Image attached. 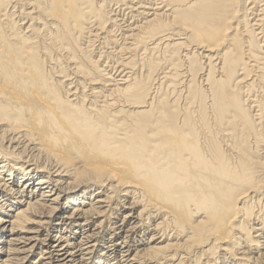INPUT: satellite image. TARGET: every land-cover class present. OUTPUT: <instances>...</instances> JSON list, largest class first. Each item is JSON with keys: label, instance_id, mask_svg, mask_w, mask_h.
Returning a JSON list of instances; mask_svg holds the SVG:
<instances>
[{"label": "bare ground", "instance_id": "obj_1", "mask_svg": "<svg viewBox=\"0 0 264 264\" xmlns=\"http://www.w3.org/2000/svg\"><path fill=\"white\" fill-rule=\"evenodd\" d=\"M262 1L0 0V264H264ZM149 41L189 46L184 103Z\"/></svg>", "mask_w": 264, "mask_h": 264}, {"label": "rangeland", "instance_id": "obj_2", "mask_svg": "<svg viewBox=\"0 0 264 264\" xmlns=\"http://www.w3.org/2000/svg\"><path fill=\"white\" fill-rule=\"evenodd\" d=\"M264 1H262V2H260L259 3V5H258V7H257V10L255 11V14L257 13H259V11H260V8L262 7L261 5H263L264 3H263ZM131 5V4H130ZM125 10H122V11H120V13L122 14V13H124V14H122L121 15V17H125V16H127V17H125V19L127 20L126 22H125V28H124V31H120V30H116L115 32H114V34H115V37L113 38V40H116V41H118V42H116V45H118L117 47L118 48H113V46H111V48H113L115 51L114 52H116V49L118 50L119 49V47L121 46V45H129L130 44V42H132V41H130V40H126L124 37H125V35H127L129 32H128V30H129V28H126V25L128 24L129 25V23L130 24H133V26H135V24L136 23H138V18H139V11H141V10H134L133 11V13H132V11H131V9H129L128 8V12H126L127 11V9L125 8V7H123ZM127 13V14H126ZM132 13V14H131ZM130 16V17H129ZM130 18H132V19H130ZM121 19V18H120ZM131 20V21H130ZM133 20V21H132ZM133 22V23H132ZM122 23V22H121ZM127 23V24H126ZM122 32H124V34H121ZM117 33V34H116ZM120 33V34H119ZM123 37H122V36ZM116 36H117V38H116ZM119 36V37H118ZM117 39H119V40H117ZM264 39V38H263ZM126 41V42H125ZM181 41H183V39H181ZM98 44V45H97ZM96 44V47L94 48V51H95V53H94V51H92V59L93 60H98L99 58H100V56L102 55L103 57H102V60L100 61V65H99V63H97L100 67L99 68H101V69H104L105 70V68L107 69L106 71L107 72H109L114 78H119L120 76L119 75H121V74H124V72L126 71L127 73L126 74H128V72H132V69H130V68H128L129 66L128 65H126V66H128V67H126V66H124L123 67V62H121V59L119 58V57H117L116 58V56H115V53H113V54H109V52H107V51H112L113 52V50L110 48V46H109V49H107V48H104V50H103V47L101 48V45L99 44V43H97ZM120 44V45H119ZM147 44V46H145ZM145 45L143 44V46L142 47H140L139 49H138V54H137V52L135 53L137 56H136V58H138V59H136L137 61H139V63H140V66H138V70H136L137 72H138V74L139 75H141V73H143V74H148V69H149V64L151 63V61H153V62H155L156 61V63L157 62H159V63H155V68L154 69H152V73H151V75H149V79L150 80H152L153 81V84H156V82L157 83H159V84H156V85H160V83L162 84V85H165V87L163 86L161 89H159L158 91H160V92H158L156 95V98L157 99H161V96L163 95V97L162 98H166V100H175V101H178L179 103H184L185 102V100H187L186 99V97H187V95H188V92H187V88H186V83H187V78L189 77V78H192V74L193 73H191V71L190 70H188L187 68H188V58H185L184 59V57H183V55L185 54V53H187L188 52V50H187V48L189 47V46H186V44H178V45H175V46H173L172 48H170V49H168L167 50V48L164 46V45H161L160 47H158L157 49H155V50H152V49H150L151 47H152V45H150L151 44V42L149 41V42H147ZM111 45V44H110ZM112 45H115V44H113L112 43ZM148 45H150V46H148ZM130 46V45H129ZM185 46V47H184ZM100 47V48H99ZM101 50H103V51H101ZM140 50V51H139ZM144 50V51H143ZM148 52H147V51ZM152 50V52H150ZM170 50V51H169ZM172 51V52H171ZM104 53V55H103V53ZM148 53V55H146L147 53ZM102 53V54H101ZM128 54V55H127ZM140 54V55H139ZM143 54V55H142ZM150 54V55H149ZM172 54H175V55H172ZM94 55V56H93ZM108 55H110L111 57H110V59L107 57ZM130 54L129 53H126V56H124L123 58L125 59L127 56H129ZM146 55V56H145ZM181 55H182V57H181ZM198 55H200V54H198ZM197 54H196V56L199 58L200 57V59L202 60V62H203V59H202V56H198ZM104 56H105V58H104ZM113 56H115V57H113ZM130 56H132V55H130ZM142 56V57H141ZM144 56V57H143ZM174 58H173V57ZM113 57V58H112ZM154 57V58H153ZM158 58V59H156V58ZM113 60H112V59ZM115 58V59H114ZM143 58V59H142ZM116 59L118 60V61H116ZM153 59H155V60H153ZM174 61L175 60V62H177L178 61V59H183L182 60V63L180 62L181 60H179V63H178V65L177 66H171V63H172V61ZM106 62H105V61ZM120 60V61H119ZM142 60V61H141ZM108 61V62H107ZM169 61V62H168ZM112 62V63H111ZM120 62V63H119ZM107 63V64H106ZM164 63H165V65H164ZM170 63V64H169ZM66 64V63H65ZM109 64H111V65H109ZM107 65V66H106ZM114 65V66H113ZM116 65V66H115ZM121 65V66H120ZM204 65V64H203ZM68 67V65H65V67ZM142 66V67H141ZM66 67V68H67ZM105 67V68H104ZM110 67H112V68H110ZM122 67V68H121ZM141 67V68H140ZM146 67V68H145ZM164 67V68H163ZM204 67H205V65H204ZM162 68V69H161ZM119 69V70H118ZM122 69V70H121ZM160 69V70H159ZM187 69V70H186ZM206 69H207V67H206ZM115 70V71H114ZM130 70V71H129ZM169 70V71H168ZM121 71V72H120ZM143 71H145V72H143ZM166 71V72H165ZM116 72V73H115ZM167 72H169V73H167ZM172 72H177V73H179L176 77H175V79L174 80H169V77H168V79H166L165 80V78H164V76H166V75H168V74H170V73H172ZM185 72V73H184ZM201 72V73H200ZM129 73V74H130ZM188 73V74H187ZM117 74V75H116ZM132 74V73H131ZM203 74V72H202V70L201 71H199L198 73H195L194 75H193V79H195V81L196 82H199V81H201L202 79H200L201 78V75ZM200 75V76H199ZM75 75L74 74H72L71 76H69V78L70 77H74ZM170 78H171V76H170ZM200 79V80H199ZM170 81V82H168V81ZM245 80H247V79H245ZM175 81V82H174ZM186 82V83H185ZM204 81H202V83H203ZM166 83V84H165ZM171 83V84H170ZM202 83H200V85H203V84H205L206 82H204L203 84ZM152 84V85H153ZM247 83L246 82H244V83H241L240 84V87L242 88L244 85H246ZM156 85H154V86H156ZM169 85H171V86H169ZM178 87V88H177ZM172 88H173V90H172ZM166 89V90H165ZM170 89V90H169ZM242 89H245V88H242ZM256 90V91H255ZM168 91V92H167ZM254 91H255V93H254ZM244 92V91H243ZM167 93V94H166ZM254 93V95H259L260 97H264V95H262V94H264L263 93V91H261L260 89L258 90V88H254V90L252 91V94ZM260 93V94H259ZM165 94V95H164ZM243 95H244V93H243ZM255 97V96H254ZM246 98V97H245ZM252 112L255 114L256 113V111H254V109L252 110ZM208 115H209V118H213L214 116H212L211 114H210V112L208 111ZM211 120H214V118L213 119H211ZM229 242H231V239H230V241ZM101 252V251H100ZM34 258H35V256H34Z\"/></svg>", "mask_w": 264, "mask_h": 264}]
</instances>
